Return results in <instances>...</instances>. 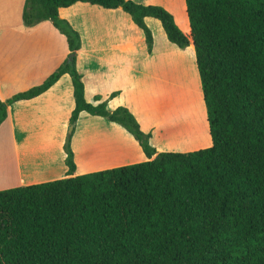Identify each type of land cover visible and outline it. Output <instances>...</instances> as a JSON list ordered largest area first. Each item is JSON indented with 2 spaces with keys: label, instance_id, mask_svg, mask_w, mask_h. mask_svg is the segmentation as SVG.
<instances>
[{
  "label": "trees",
  "instance_id": "16d2710c",
  "mask_svg": "<svg viewBox=\"0 0 264 264\" xmlns=\"http://www.w3.org/2000/svg\"><path fill=\"white\" fill-rule=\"evenodd\" d=\"M122 7L145 34L162 22L181 48L194 42L213 145L158 152L125 106L87 102L77 68L80 33L61 7ZM188 35L163 6L132 0H26L24 22L46 21L70 52L41 85L0 100L8 107L40 95L69 73L75 109L65 145L68 176L0 190V264H264V0H186ZM108 118L139 141L149 160L76 175L71 147L80 113Z\"/></svg>",
  "mask_w": 264,
  "mask_h": 264
},
{
  "label": "crops",
  "instance_id": "0c3cea01",
  "mask_svg": "<svg viewBox=\"0 0 264 264\" xmlns=\"http://www.w3.org/2000/svg\"><path fill=\"white\" fill-rule=\"evenodd\" d=\"M170 11L186 34L191 24L186 0H132ZM26 0H0V100L43 84L65 61L68 38L52 21L36 28L24 22ZM60 17L80 33L77 68L87 102L106 101L111 111L127 107L158 152H191L213 145L194 42L181 48L168 39L162 22L145 18L154 37L122 7L90 2L61 7ZM69 73L40 95L8 107L0 127V159L16 172L0 179V190L68 176L65 145L75 109ZM71 147L76 175L149 160L124 126L87 111L80 113ZM4 181H8L4 183Z\"/></svg>",
  "mask_w": 264,
  "mask_h": 264
},
{
  "label": "rangeland",
  "instance_id": "374dc122",
  "mask_svg": "<svg viewBox=\"0 0 264 264\" xmlns=\"http://www.w3.org/2000/svg\"><path fill=\"white\" fill-rule=\"evenodd\" d=\"M7 157L4 156V158L0 159V179H8V175L14 174L16 172L14 164H11L10 162L6 161ZM12 174V175H13ZM8 181H4V183H7Z\"/></svg>",
  "mask_w": 264,
  "mask_h": 264
},
{
  "label": "water",
  "instance_id": "95a60500",
  "mask_svg": "<svg viewBox=\"0 0 264 264\" xmlns=\"http://www.w3.org/2000/svg\"><path fill=\"white\" fill-rule=\"evenodd\" d=\"M70 131H71V129H70Z\"/></svg>",
  "mask_w": 264,
  "mask_h": 264
}]
</instances>
